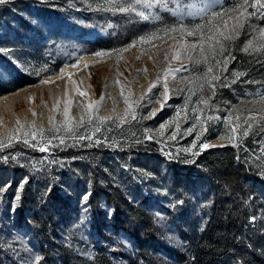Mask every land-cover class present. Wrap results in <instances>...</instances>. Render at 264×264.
I'll return each mask as SVG.
<instances>
[{"label": "rangeland", "instance_id": "rangeland-1", "mask_svg": "<svg viewBox=\"0 0 264 264\" xmlns=\"http://www.w3.org/2000/svg\"><path fill=\"white\" fill-rule=\"evenodd\" d=\"M239 2L241 0H220L224 7H231ZM251 2L252 0H249V3ZM6 5H14V10H10ZM110 7L109 0L0 2V43L8 41L7 38L13 33H19L25 39L15 51L19 61L12 59L11 48L3 47L2 49L7 51L0 52H4L6 59L18 70L28 71L36 80L33 84L19 86L18 82L12 79L11 73L4 70L0 59V98L25 86L40 83L43 77L56 71L39 75L38 72L41 69H51L57 62H60L57 71L63 64H78V57L85 55L109 62L98 67H95L92 61L87 66L81 63L72 71L70 79L63 73L56 80L42 82L34 93L23 92L14 101L6 99L0 102V151L4 152L5 161L9 157L13 159V164L1 168L3 176L0 178V197L11 181L19 179L20 182L13 189L10 205L11 211H16L18 201L15 197L20 193L26 178L25 173L44 175L45 179L52 183L58 180L56 173L74 177L73 180L80 187L79 202L69 199L65 187H57V191L77 207L80 213L73 217L68 230L64 232L66 235L62 243L90 259L95 246L90 236L91 220L85 216L83 207V197L90 188L88 176L79 172V168L74 166L70 159L50 157L52 151L61 150L62 147L76 149L75 162L84 165L96 163L97 166L93 167L96 175L112 185H120L126 192L135 191L138 187H153L151 203L158 205L155 209H159L155 210L156 225L162 237L175 245L180 244L179 230L173 223L176 219L168 222L166 214L161 213V208L165 209L170 204V211L175 213L174 203L179 202L166 194L161 184L155 186L149 182L152 178H149L147 170L144 169V162L139 158V153L155 151L169 159L185 156L184 160L188 161L194 153L200 154L204 149L222 147L221 145L236 144V149L245 150V141L249 139L252 149L251 152L246 151V154L261 163L257 168L263 170L259 173L264 178V161H261L264 160V128L261 127L264 124L261 119L264 108L251 103L264 92V77L257 75L255 80L246 79L241 82L232 90L225 103L222 100L224 96L219 92L220 88L239 80V77L233 76V72L238 70L232 67L233 55H230L236 47L238 36L241 33L247 36L239 47L247 59L264 54V51L254 50L264 41L257 39L248 52L243 51L244 44L256 35L249 29L248 24H245L238 35L227 42V51L223 56L217 57L221 60V66H214L210 74L219 77L212 82L215 85L213 96V89L199 79L202 66H194L180 49L183 41L179 33H161L160 38L143 44L137 42L124 51V54L112 52L114 49L127 48L140 36L166 26L172 19L168 13H162L159 9L146 10L151 11L153 15L159 13L163 20L144 21L134 13H121L118 8L107 10ZM6 9L15 16H6ZM217 10H220L219 7ZM247 11L253 13L249 23L254 28L264 26V20L260 19L264 10L249 7ZM236 15L238 13L222 18L221 25L230 26ZM127 25L131 29L123 28L125 34L112 44L127 41V37H131L130 40L118 47L106 46L107 39L116 36L118 29ZM34 33H38V39L43 38L37 42L46 43L42 61L33 52L35 48L32 42L36 39ZM184 39L194 41L197 38L187 36ZM96 51L109 52L111 55L97 57L93 55ZM174 52H180V59H173ZM166 55L167 60L164 58ZM194 55L198 56L199 53ZM225 58H230L226 65L223 64ZM165 69L177 70L173 73L174 78L170 76L167 79V100L163 96ZM153 83L157 86L148 91ZM201 84H204L202 90ZM101 96L104 97L103 101H100ZM200 97L208 101V107L203 103L197 104ZM186 98H190L187 104ZM89 104L93 105L92 111L88 110ZM65 109L70 121L68 128L65 127ZM153 111L155 115H151ZM89 116L92 117L91 120ZM97 117L103 118L104 122L101 123ZM249 124L252 125L250 129ZM189 128L192 129L191 132L187 131ZM221 136L225 139L221 140ZM203 144H208L209 147L201 149ZM96 147H101L103 151L92 150ZM41 148H44V151H41ZM29 149H37L40 153L36 154L33 152L35 150L28 151ZM36 191L44 192L42 189ZM101 208L109 213L106 206L103 208L101 205ZM5 232L4 245L10 249L12 255L10 261L5 264H37L39 256L29 246L28 238L22 232ZM110 238L119 249L117 264H129L127 258L131 245L128 237L119 232L112 234Z\"/></svg>", "mask_w": 264, "mask_h": 264}, {"label": "trees", "instance_id": "trees-1", "mask_svg": "<svg viewBox=\"0 0 264 264\" xmlns=\"http://www.w3.org/2000/svg\"><path fill=\"white\" fill-rule=\"evenodd\" d=\"M6 6L14 10V5ZM10 10H5L6 16L13 15ZM123 28L131 29L129 25L120 27L116 36L107 39L106 46L118 47L130 40L131 37H127V41L112 44L125 34ZM34 34L33 52L42 61L46 43L37 42L43 38L40 36L41 39H38V33ZM7 39L5 43H0V49L11 48L12 59L19 61L15 51L25 39L19 33H13ZM246 39L247 36L241 33L230 54L233 55L232 67L245 75L219 89L224 96L223 103L228 101L232 90L241 82L255 80L257 75L264 77V54L247 59L239 50ZM5 56L4 52H0L4 70L11 73L19 86L36 81L31 73L18 70ZM59 66L60 62H57L49 70L41 69L38 75L56 71ZM251 146L248 139L245 150L228 145L211 147L188 161L184 160L185 156L169 159L155 151L138 154L149 178H152L149 182L155 186L161 184L163 191L179 202L174 203L175 213L170 211V204L165 209L161 208L168 222L176 219L173 223L179 230V245L163 238L156 225L155 210L159 209H155L158 205L151 203L153 187H138L135 191L126 192L120 185H112L96 175L93 168L96 163L84 165L75 162L76 149L62 147L52 151L50 157L70 159L79 172L88 176L90 188L83 207L85 216L91 220L90 236L95 246L92 258L62 243L66 235L64 232L73 217L80 213L57 191V187H65L69 199L79 202L81 192L74 177L56 173L58 180L52 183L44 175L28 172L22 179L24 182L16 211H11L10 205L19 179L11 181L0 197V264H5L12 257L10 249L4 245L5 230L12 234L22 232L39 256V264H117L119 249L110 236L119 232L130 241L129 264H264V178L259 173L263 170L257 168L261 163L246 154ZM31 150L40 153L37 149L28 151ZM92 150L103 151L101 147ZM3 153L0 151V178L4 165L13 164L12 157L6 161L3 159ZM38 189L44 192L39 193ZM101 205L109 208V213L104 212Z\"/></svg>", "mask_w": 264, "mask_h": 264}, {"label": "snow or ice", "instance_id": "snow-or-ice-1", "mask_svg": "<svg viewBox=\"0 0 264 264\" xmlns=\"http://www.w3.org/2000/svg\"><path fill=\"white\" fill-rule=\"evenodd\" d=\"M0 2H6V0H0ZM109 3L111 7L107 10L118 8L119 12L129 14L134 13L135 16L144 21L160 22L163 20V17L159 13L153 15L151 11H146L154 9H159L162 13H168L172 18L171 22L166 24V26L153 31L148 35L140 36L138 40H133L127 46V48L112 50L113 53L124 52L128 50V48L133 47L137 42L143 44L151 39L160 38L161 33H164L165 35L169 33H179L180 39L183 41L180 44V49L186 54V58L191 61L194 66H202L199 79H202L208 87L213 89V96L215 95V85L212 82L218 80L219 77L210 74L212 73L214 66H221V60L217 57L223 56V54L227 51V42L232 41L238 35L239 31L245 26V24H248L249 29L254 31L256 35L244 44L242 48L243 51L248 52L249 48L253 46L254 41L257 39L264 41V26H256L254 28L253 25L249 23L253 13L247 11L249 7L254 10H264V0H252L251 3H249V0H241V2L234 3L231 7H224L220 3V0H109ZM218 7L220 10H217ZM233 13H238V15L233 17L234 22L230 26H222L220 23L221 19L229 17ZM260 19L264 20V12H262L260 15ZM187 36H193L197 39L194 41H188L184 39V37ZM254 50L264 51V43H261V45ZM0 51L7 50L0 49ZM197 52L199 55H194V53ZM93 55L97 57H103L111 55V53L105 51H96ZM164 58L167 60V55ZM78 59H83V57H78ZM173 59H180V52H174ZM229 59L230 58H225L223 60V64L226 65ZM76 66L77 65L75 63L70 65V67ZM66 67H68V65H66ZM175 71L177 70H164L163 76L165 83L163 88V96L165 100L169 98L167 79L170 76L174 78L173 73ZM60 72L61 75H63V69H61ZM243 75H245V73L233 72V76L237 78ZM114 82L119 83V81ZM156 86L157 84L153 83L148 91H151V88ZM203 87L204 84H201V90ZM121 92H123V88H121ZM103 99L104 97L101 96L100 101H103ZM188 99L190 98L185 99V104L188 103ZM125 103H128L127 99H125ZM199 103H203L205 107L209 106L208 101L203 97L199 98L197 104ZM251 103L258 104L264 108V92H261L259 94V98L251 101ZM161 107H163V105H161ZM88 110H93L92 104L88 105ZM193 111H195V109ZM64 114L66 118L65 127L68 128L70 121L67 118V109H65ZM151 115H155V112L153 111ZM91 119L92 117L89 116V120ZM97 119H100L101 123L104 122L103 118L97 117ZM249 119H256V117H249ZM261 119L264 120V115L261 116ZM248 127L250 129L252 125L249 124ZM261 127L264 128V124H262ZM187 131L191 132L192 129L189 128ZM232 131L234 132L235 128H233ZM245 135H247V130L245 131ZM33 136H35V133H33ZM220 139L223 140L225 137L221 136ZM229 140L231 141L230 137ZM236 146V144H233V147ZM193 147H195V145H193ZM207 147H209L208 144H203L201 149ZM40 150L44 151V148H41ZM195 154L197 153H194V155ZM15 199L19 201L20 196L17 195ZM83 199L86 201L88 199V195H85ZM37 264H39L38 258Z\"/></svg>", "mask_w": 264, "mask_h": 264}, {"label": "bare ground", "instance_id": "bare-ground-1", "mask_svg": "<svg viewBox=\"0 0 264 264\" xmlns=\"http://www.w3.org/2000/svg\"><path fill=\"white\" fill-rule=\"evenodd\" d=\"M123 54H124V52H123ZM83 57V59H80L79 61H78V64L76 63V65L78 66L79 64H81V63H83V64H85V65H88L89 64V62H91L92 61V64L95 66V67H98V66H100V65H104V64H108L109 62L107 61V60H102V59H99V58H96V57H91V56H89V55H85V56H82ZM66 65L67 64H63L61 67H60V69H59V71H56L54 74H51V75H49V76H45V77H43V80H41V82L40 83H38V84H34V85H31V86H25V87H23L22 89L20 88V90H18V91H16V92H14V93H12V94H9V95H7V96H5V97H1L0 98V102H2L3 100H12V101H14L19 95H21L23 92H31V93H34V91L38 88V87H40V85H41V83L42 82H47V81H52V80H56L57 78H59L60 76H61V72H60V70L61 69H63V73L66 75V77H68V79H70L71 78V74H72V71L75 69V68H77V66L76 67H70V65H68V67H66ZM36 92V91H35ZM1 96V95H0ZM24 97V96H23Z\"/></svg>", "mask_w": 264, "mask_h": 264}, {"label": "water", "instance_id": "water-1", "mask_svg": "<svg viewBox=\"0 0 264 264\" xmlns=\"http://www.w3.org/2000/svg\"><path fill=\"white\" fill-rule=\"evenodd\" d=\"M59 70V69H58ZM57 71V70H56Z\"/></svg>", "mask_w": 264, "mask_h": 264}]
</instances>
